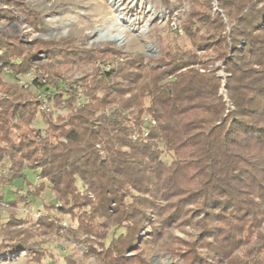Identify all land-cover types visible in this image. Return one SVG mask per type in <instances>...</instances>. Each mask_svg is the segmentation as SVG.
I'll list each match as a JSON object with an SVG mask.
<instances>
[{"label":"trees","instance_id":"1","mask_svg":"<svg viewBox=\"0 0 264 264\" xmlns=\"http://www.w3.org/2000/svg\"><path fill=\"white\" fill-rule=\"evenodd\" d=\"M188 1V45L167 43L145 61L110 44L63 41L45 49L49 62L26 85L5 80L34 68L16 39L0 34V202L8 212L0 253L52 257L20 228L30 222L85 244L91 261L69 251L64 264H151L127 253L165 234L163 252L182 264H264V0H215L217 10L214 0ZM208 56L223 62L225 93ZM97 62L79 78L62 71ZM59 109L66 113L53 118ZM16 179L22 185L7 200ZM45 191L53 201L34 220L16 216L19 203ZM100 219L111 229L106 242L95 237ZM173 226L195 232L184 240L169 234Z\"/></svg>","mask_w":264,"mask_h":264},{"label":"rangeland","instance_id":"2","mask_svg":"<svg viewBox=\"0 0 264 264\" xmlns=\"http://www.w3.org/2000/svg\"><path fill=\"white\" fill-rule=\"evenodd\" d=\"M0 0V34L16 39L20 49L30 58L34 71L25 75L4 74L5 80L15 81L21 85L30 84L37 74L38 67L49 62L45 49L54 46H62L63 41H72L79 49H98L104 44L110 46L122 54H140L145 61L156 59L160 56L167 43L188 45L183 35L182 24L190 10L188 0ZM218 7L214 0L213 10ZM174 26H176L174 28ZM178 28L182 32L178 31ZM42 42V44H40ZM206 67L213 70L221 79L220 91L225 93L227 73L222 60H213V56L205 57L209 60ZM101 66L97 62L93 65L72 64L64 66L62 71L67 77L79 78L93 70V66ZM36 71V72H35ZM44 70H40V76ZM17 76V77H16ZM43 80V77L41 78ZM33 88V87H31ZM42 102L41 97L38 96ZM53 115L65 114L66 110L59 109ZM55 120V119H53ZM35 127L43 129L46 124L38 116L34 122ZM26 177L33 182L35 172L25 169ZM22 179H16L10 186L5 187V196L9 200L13 197L11 189L20 187ZM19 194V193H18ZM18 205L16 216L24 220H34L42 211L43 203L53 201V198L45 191L38 199ZM58 204V203H57ZM59 205V204H58ZM7 204L0 202V222H6L8 212ZM57 206V205H56ZM61 223L68 227L72 222L68 215H61ZM106 221L100 219L96 228L95 237L105 242L109 238L111 229L105 228ZM264 226V224L262 225ZM71 227V226H70ZM75 227V226H74ZM31 233L30 240H41V246L52 254V257L43 259L40 263L31 260V249L16 253H0V264H64V255L69 251L76 262L83 260L87 247L84 243H78L70 234L62 235V232L41 231L32 226L30 222L21 225ZM150 230V225L145 227L144 235ZM169 234L190 240V233L195 230L190 226L170 227ZM171 243V238L165 234L157 241L150 242L148 249L139 245L133 252L127 254H140L151 264H182L177 258H172L163 252V248ZM223 264V263H222Z\"/></svg>","mask_w":264,"mask_h":264},{"label":"built area","instance_id":"3","mask_svg":"<svg viewBox=\"0 0 264 264\" xmlns=\"http://www.w3.org/2000/svg\"><path fill=\"white\" fill-rule=\"evenodd\" d=\"M175 27H176V26H174V28H175ZM178 31H179V32H182L180 28H178ZM40 96H41V98H43L42 101H46V98H45L44 95H40ZM77 104L79 105V104H80V101H78ZM42 106H43L46 110H49V106L46 105V103H44Z\"/></svg>","mask_w":264,"mask_h":264}]
</instances>
